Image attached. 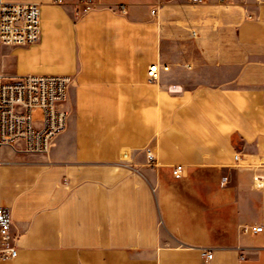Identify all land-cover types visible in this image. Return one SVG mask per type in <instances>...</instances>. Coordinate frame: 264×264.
<instances>
[{
    "label": "crops",
    "instance_id": "1",
    "mask_svg": "<svg viewBox=\"0 0 264 264\" xmlns=\"http://www.w3.org/2000/svg\"><path fill=\"white\" fill-rule=\"evenodd\" d=\"M24 2L43 24L6 76L72 83L46 153L0 147V264H264V0Z\"/></svg>",
    "mask_w": 264,
    "mask_h": 264
},
{
    "label": "built area",
    "instance_id": "2",
    "mask_svg": "<svg viewBox=\"0 0 264 264\" xmlns=\"http://www.w3.org/2000/svg\"><path fill=\"white\" fill-rule=\"evenodd\" d=\"M66 0H51L63 4ZM201 4L205 0H188ZM226 1V0H219ZM81 12L87 13L96 6V0H76ZM41 32L40 9L33 2H6L0 0V48L2 46L31 45L38 41ZM163 67V70H166ZM147 77L150 83L159 80V69L149 66ZM72 83L67 75H23L8 77L0 72V147H8L26 154H44L51 141L67 125V112L62 108L67 91ZM40 112L34 121L33 113ZM148 166L155 165L153 151L146 150ZM172 174L182 176V166H175ZM222 179V183L225 182ZM11 217L8 207L0 202V260L10 261L17 250L10 234ZM244 233L264 232V225L244 226ZM211 259L209 251L201 253Z\"/></svg>",
    "mask_w": 264,
    "mask_h": 264
},
{
    "label": "rangeland",
    "instance_id": "3",
    "mask_svg": "<svg viewBox=\"0 0 264 264\" xmlns=\"http://www.w3.org/2000/svg\"><path fill=\"white\" fill-rule=\"evenodd\" d=\"M4 1H8V2H24V1H26V0H4ZM40 8V12H41V22L42 23H40V25L41 24H43V21H42V15H43V13H44V8H43V5H40L39 6ZM46 35V34H45ZM50 36H48V38H49ZM49 40H50V38H49ZM15 46H17V47H20V46H22V45H15ZM13 46H2L1 48H0V72L3 74V75H7L6 73H5V71L2 69V65H1V63L3 62V58H4V54H6L11 48H12ZM32 117H33V120L34 121H36V120H39L40 119V112L39 111H37V112H34L33 113V115H32Z\"/></svg>",
    "mask_w": 264,
    "mask_h": 264
}]
</instances>
